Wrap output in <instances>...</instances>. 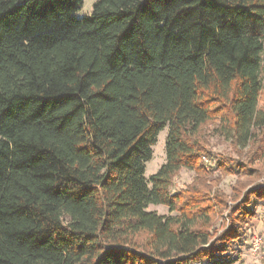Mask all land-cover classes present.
Segmentation results:
<instances>
[{"label": "trees", "instance_id": "obj_1", "mask_svg": "<svg viewBox=\"0 0 264 264\" xmlns=\"http://www.w3.org/2000/svg\"><path fill=\"white\" fill-rule=\"evenodd\" d=\"M83 1L0 0V264H235L264 206V0ZM208 136L249 178L229 195Z\"/></svg>", "mask_w": 264, "mask_h": 264}, {"label": "rangeland", "instance_id": "obj_2", "mask_svg": "<svg viewBox=\"0 0 264 264\" xmlns=\"http://www.w3.org/2000/svg\"><path fill=\"white\" fill-rule=\"evenodd\" d=\"M95 0H84L83 6L80 12H78L75 17L77 19L88 17L92 10V5ZM263 67H264V52L262 55ZM263 78H264V69H263ZM264 105V90L261 96L260 106ZM168 134V128L166 127L161 131L156 139V144L152 148V158L145 164L144 178L146 181L149 180L151 176L156 174L162 165L166 162V139ZM207 151H209L211 157H204L202 162L207 169L208 177L215 178L219 180L218 188L224 192L226 195H229L231 192L232 186H234L238 181H247L249 178L242 175H229L224 176L218 170H216V159L217 158H226L230 160H239L235 154V148L229 140L217 136H208L207 137ZM246 150L243 151L245 153ZM259 173V172H258ZM259 179L254 181V184H263L264 185V167L263 173L261 172ZM196 175L195 172L188 169H182L175 176L173 185L171 188L172 194L177 193L180 190H183L186 186L190 185ZM238 180V181H237ZM148 212H154L160 216H169L171 215L167 207L162 205H150L147 208ZM219 228L217 224L216 229ZM258 237L261 239L260 250L257 255H252L250 252L251 242L253 238ZM264 253V206H258L256 209L255 217L249 222L245 227L244 236L242 243L238 246V261L235 264H261Z\"/></svg>", "mask_w": 264, "mask_h": 264}, {"label": "built area", "instance_id": "obj_3", "mask_svg": "<svg viewBox=\"0 0 264 264\" xmlns=\"http://www.w3.org/2000/svg\"><path fill=\"white\" fill-rule=\"evenodd\" d=\"M261 246V239L258 237L253 238L251 242L250 252L252 255H257Z\"/></svg>", "mask_w": 264, "mask_h": 264}]
</instances>
